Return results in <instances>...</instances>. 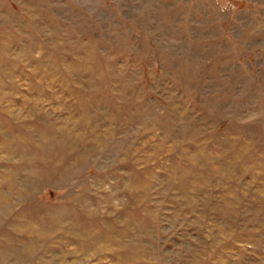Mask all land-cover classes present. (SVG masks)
Listing matches in <instances>:
<instances>
[{
    "label": "rangeland",
    "instance_id": "obj_1",
    "mask_svg": "<svg viewBox=\"0 0 264 264\" xmlns=\"http://www.w3.org/2000/svg\"><path fill=\"white\" fill-rule=\"evenodd\" d=\"M0 264H264V0H0Z\"/></svg>",
    "mask_w": 264,
    "mask_h": 264
}]
</instances>
